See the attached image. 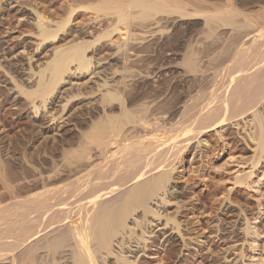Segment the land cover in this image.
I'll return each instance as SVG.
<instances>
[{"label": "bare ground", "instance_id": "obj_1", "mask_svg": "<svg viewBox=\"0 0 264 264\" xmlns=\"http://www.w3.org/2000/svg\"><path fill=\"white\" fill-rule=\"evenodd\" d=\"M64 1L69 4L66 16L56 17L49 8L32 11L41 38L36 50L68 31L82 8L93 12L90 25L103 26L94 36L89 26L71 33V40L55 47L51 60L33 74L31 65L10 63L19 75L13 77L14 86L37 110L48 109L54 103L49 97L71 84L76 72L92 69L93 55L88 53L99 41L117 31L126 38L120 50L136 24L173 29L186 22L189 35L180 46L163 44L181 59L174 76L186 86L176 101L163 106L160 94L153 95L157 85L146 84L147 72L134 74L137 83L123 86H109L104 79L89 90L101 94L91 102L88 120L74 122L77 131L68 138L72 147L63 148L59 160L21 169L0 156V264H139L152 257L153 247L165 252L155 264H170L171 244L182 253L192 239L185 220L165 213L174 203L170 197L181 193L176 169L195 145L207 147L206 135L218 129V134L228 132L229 127L246 131L255 141L257 158L247 166L251 169L236 174L234 184L249 189L258 185L251 178L264 162V0ZM13 4L18 12L24 10L18 0L8 3ZM104 70L95 68L90 74ZM68 93L66 104L83 94ZM48 112L55 121L57 116ZM175 203L178 211L185 207ZM250 225L247 219L245 231L257 233Z\"/></svg>", "mask_w": 264, "mask_h": 264}, {"label": "rangeland", "instance_id": "obj_2", "mask_svg": "<svg viewBox=\"0 0 264 264\" xmlns=\"http://www.w3.org/2000/svg\"><path fill=\"white\" fill-rule=\"evenodd\" d=\"M9 1L0 0V46L3 48L0 50V156L8 165L34 169L50 166L59 160L62 149L72 147L68 138L73 131H77L74 122L78 119L88 120L87 112L91 109V102L101 94L90 93L91 88L96 90L98 85L104 83V79L111 82L109 86H116L114 83L118 82L123 86L137 83L135 80L138 77L134 74L147 72L149 78L146 84L157 85L153 95L160 94L158 99L163 106L176 101L186 86L182 79L174 76L177 74L175 67L181 66V59L163 46L167 42L181 45L188 38L186 22L173 29L164 24L156 25L157 28L155 25L149 28L146 23V26L136 24L130 26L131 39L120 50L118 47L124 41L123 38H126L117 31L99 41V46L96 44L95 49L88 53L89 56L93 55L92 69L85 74L80 70L76 72L72 81L77 84L66 82L49 97L54 99V103L48 109L37 110L32 99L20 94L14 86L13 77L18 78L19 75L16 66L10 63L15 61L25 68L31 65L30 73L33 74L51 60L55 47L71 40V33H80L90 27L94 36L100 32L103 24L100 22L90 25L93 12L82 8L75 13L73 22H70V25H75L71 26V30L68 25L69 28L66 29L69 30L59 35L61 38L42 42L36 50L41 38L37 35L35 14L32 11L49 8L56 17L66 16L69 4L64 0H18L24 6L20 13L17 8L12 7L16 4L8 5ZM184 31L187 35L183 34ZM92 35L87 36V39L93 40ZM30 56H33L31 60ZM126 57L133 60L129 59L130 62L125 63ZM103 67L107 71L90 74L93 69L99 71ZM114 71L116 76L113 77ZM30 80L29 88L35 83L36 75ZM139 84L144 85L142 82ZM72 91H81L83 94L66 104L68 92ZM35 103L40 102L36 99ZM48 110L57 116L55 121L50 120ZM229 129L230 135L227 131L219 135V129L211 131L205 136L210 142L207 147L204 145L198 148L195 145L176 169L175 184L180 187L181 193L177 194L176 199L170 197L174 203L167 206L165 213L177 214L180 219L185 220L184 224L189 227L186 234L192 239L189 240L188 249L182 253L175 243L171 244L170 264H263L264 237L261 236L264 234V162L253 171L251 180L258 184L254 189L235 185L236 174L251 169L247 166L257 157L252 151L255 147L253 138L246 131L241 132L234 127ZM178 200L185 205L180 211L175 203ZM247 219L251 222V228L257 229V233L248 234L245 231ZM199 226L203 228L202 231L197 228ZM150 252L154 253L151 254V259L144 258L143 263L155 264L157 257L165 253L157 251L156 247L149 248Z\"/></svg>", "mask_w": 264, "mask_h": 264}]
</instances>
